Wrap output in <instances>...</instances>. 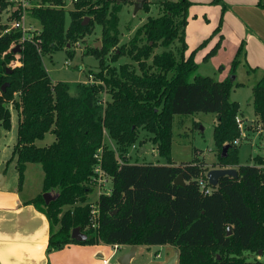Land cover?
<instances>
[{
  "label": "trees",
  "instance_id": "trees-1",
  "mask_svg": "<svg viewBox=\"0 0 264 264\" xmlns=\"http://www.w3.org/2000/svg\"><path fill=\"white\" fill-rule=\"evenodd\" d=\"M121 3L78 0L72 10L33 9L31 16L40 28L21 43L20 31L1 34L5 25H0V126L5 131L11 128L10 105L17 115V129L8 162L15 159L17 188L22 186L26 164H39L44 173L41 192L28 203L48 220V248L99 242L169 245L178 252L177 264H264L245 255L264 254V162L261 157L257 165L238 164L235 141H239L236 119L240 106L229 99L233 88L243 86L235 82L234 75L237 64L245 61V43L240 42L224 80L195 75V50L184 56L188 0L161 3L163 13L148 17L128 46H118ZM257 4L264 8L261 1ZM8 5L0 0V11ZM148 9L145 1L142 10ZM13 17L18 16L14 13ZM94 25L100 27L101 47H90L85 54L98 60L100 70L90 73L88 82L76 83L71 94L67 83L51 80L42 58L63 50L71 58L69 48L91 34ZM220 26L221 18L213 34L220 32ZM221 38L211 54L220 47ZM174 44L179 45L175 52L167 50ZM16 45L19 49L14 53ZM156 47L164 50L154 54ZM111 50L113 56H129L139 74L126 66L118 71L106 68L104 73V57ZM244 66L247 73L256 70ZM251 89L253 112L264 130V72ZM103 93L109 94V101L103 102ZM195 112L217 117L213 140L218 152L213 167L236 169V177L219 179L209 193L199 185L208 170L204 162L176 165L169 158L173 116ZM140 129L152 135L159 154L168 158L167 164L128 163L127 147ZM47 133L54 141L37 147L35 141ZM105 133L116 151L103 142ZM224 145L228 148L221 157ZM98 153L111 186L94 203L93 228L91 203L86 200L96 186ZM178 175L184 186L173 184ZM51 192L55 196L45 203L43 194ZM75 227L86 235L85 241L71 238Z\"/></svg>",
  "mask_w": 264,
  "mask_h": 264
},
{
  "label": "rangeland",
  "instance_id": "rangeland-1",
  "mask_svg": "<svg viewBox=\"0 0 264 264\" xmlns=\"http://www.w3.org/2000/svg\"><path fill=\"white\" fill-rule=\"evenodd\" d=\"M146 1L149 5L148 11L146 12L140 9L135 14L133 12L134 0L121 3V9L118 14V46H128L136 29L142 26L148 17H157L161 15L163 13L161 3L165 1L176 2L177 0ZM188 1L191 5L187 12V22L189 23V26L186 31L188 38L187 42L185 41V44H187L184 56L187 57L191 51L195 50L193 60L198 66L195 75L207 76L218 81L219 75L224 71V74L228 76L231 61L234 58L233 55H235L238 48L235 47L234 49L233 35L224 31L225 35L221 38L220 47L212 54L210 52L218 41L219 35H222L223 20L227 16V12H230L232 7H234L232 4L236 3V0H219V2H213L214 0ZM8 13L9 11L7 9L0 11V25H9L10 17H8ZM220 18V32L213 34L215 28L218 26ZM88 21L89 20L87 19L86 23H88ZM25 25L30 27L31 30L40 28L38 22L30 15H26ZM242 41L245 43L244 40ZM202 43L204 44L200 46ZM95 45L99 48L101 47L100 27L97 25L93 26L92 33L87 35L83 41H78L69 48L72 52L71 58L67 56L65 50L44 56L42 58L43 66L51 80L53 82L61 81L67 83L70 87V93L73 94L76 83L88 82L89 78L92 79L90 73H97L100 70L99 63L96 58L86 55L85 52L90 47L95 48ZM178 47V44H174L167 50L175 52V49ZM163 50L164 49L161 47H156L154 48L153 53L159 54ZM114 52V50H111L104 57V73L106 68L108 70L114 68L118 71L120 67L126 66L128 70H134L139 74L137 65L131 61L129 56L126 54L120 55L119 57L113 56L115 55ZM150 62L151 59H148L147 63ZM244 64L247 65L246 56L245 61L242 60L237 64L234 75L235 82L243 83V86L233 88L229 99L230 101H236L239 103L241 115L245 118L247 123L248 119L246 118H248L250 114H253L251 87L260 78L264 71L256 67L255 72L247 73ZM102 99L103 102L109 101V94L103 93ZM8 108L12 113L13 128L5 131L0 126V174L7 177L8 186L11 184L17 186L15 159L8 162L13 146L16 143V112L10 105ZM255 117L256 120L249 129L245 128L246 125L244 121L241 122L242 132L240 134L239 130V141L235 143V146L238 149L239 165H257L261 157L264 162V130L261 129L259 131L260 128H257L258 117ZM239 121L241 120L239 119ZM216 122L217 117L215 113L195 112L190 115H174L170 137L169 158L171 162L176 165L188 162L195 164L204 162V169L210 170L218 168L213 167L217 162L218 152L213 140V128ZM104 135L103 142L108 145L109 148L116 151L117 147L115 143L107 137L106 133ZM151 137L152 135L147 131L143 129L139 130L136 140L129 145L126 150L129 164H167L168 158L159 154L157 144L151 140ZM53 141L54 136L47 133L42 140L35 141V145L37 147H44L51 144ZM25 167L21 190L23 189V191H25L24 195L34 194V192L39 190L42 185L44 173L39 164H26ZM110 186V183L107 181L101 189H98L96 186L93 187L91 193L87 195L86 202L94 205L99 193L107 192ZM50 194L52 197L55 196L54 192H51ZM129 250L130 248H128V245H121L118 249H112V247H109L108 252L114 253L112 255L111 263H114L117 257L119 258ZM165 252L166 249L159 246L139 245L135 251L134 258L132 259L134 260L132 264H158L164 259ZM167 252L169 253V251ZM158 255L161 257L158 258ZM245 255L250 260L257 259L264 263L263 253L259 255L256 252H245Z\"/></svg>",
  "mask_w": 264,
  "mask_h": 264
},
{
  "label": "crops",
  "instance_id": "crops-1",
  "mask_svg": "<svg viewBox=\"0 0 264 264\" xmlns=\"http://www.w3.org/2000/svg\"><path fill=\"white\" fill-rule=\"evenodd\" d=\"M259 1L264 3V0H236V3L232 4L234 7L227 12L223 20L222 36L225 35L224 31L233 35L234 49L244 40L247 65L252 69L257 67L264 71V8L258 6ZM188 26L187 22L186 42ZM224 73L225 71L219 75L218 81L226 78ZM15 116L17 121V115ZM255 116L254 112L250 114L246 118L248 119L246 123L240 110L237 118L241 122L244 121L247 126H252L256 120ZM12 128L11 113L10 129ZM0 176H2L0 177V264H118V257L114 263H111L114 253H109L108 248L118 249L121 245H107L102 242L91 245L71 243L59 249L48 248L50 234L48 220L42 212L28 203L41 192L42 185L34 194L24 195L23 189H18L14 184L8 186L7 177L2 174ZM50 197L53 198L51 194ZM130 247L128 245V248ZM159 247L165 248L166 252L164 259L158 264L165 262L177 252L169 245ZM137 248L138 246L136 250ZM160 257L158 255V258ZM133 261L131 259L130 264Z\"/></svg>",
  "mask_w": 264,
  "mask_h": 264
},
{
  "label": "built area",
  "instance_id": "built-area-1",
  "mask_svg": "<svg viewBox=\"0 0 264 264\" xmlns=\"http://www.w3.org/2000/svg\"><path fill=\"white\" fill-rule=\"evenodd\" d=\"M8 1L9 5L7 6V10L9 11L8 17H10V23L9 25H5V28L1 31V34L9 33L10 31H20L21 37H20V43L24 40H29L31 38V34L39 29L35 28L34 30L30 29V27H27L25 25V17L26 15L31 16V12L33 9L41 8V7H54V8H63L66 10H72L74 7V4L78 2V0H60V4L54 2V0H6ZM16 14L18 17H13V14ZM238 129L240 130V134L242 132V123L239 121V119H236ZM238 140L235 141L237 143ZM96 160L98 163L94 167V174L96 175V187L98 189H101L106 184L107 180L104 175V172L101 169V166L99 164V153L95 155ZM263 183H264V173H263ZM199 185L201 189H203L204 193H209L210 186L207 183V179H203L199 181ZM109 189L107 190L108 193ZM101 194V193H99ZM99 196V195H98ZM97 213V210L93 204H91V222L92 227L94 228L95 223V215ZM116 246V245H115Z\"/></svg>",
  "mask_w": 264,
  "mask_h": 264
},
{
  "label": "water",
  "instance_id": "water-1",
  "mask_svg": "<svg viewBox=\"0 0 264 264\" xmlns=\"http://www.w3.org/2000/svg\"><path fill=\"white\" fill-rule=\"evenodd\" d=\"M116 3H121L123 0H115ZM146 0H134L133 6H134V14L142 9L143 4ZM87 20V19H85ZM95 47H97L95 45ZM19 49V45H16L13 48V52H17ZM8 84H4L1 87V90H4L5 87ZM228 145H224L222 147L221 150V157H224L226 155V151H227ZM225 176H229V177H236V169L234 168H213L210 169L206 172V179H207V183L211 188H215L218 184L219 179L225 177ZM2 177V176H0ZM173 184L175 185H179V186H184L185 183L182 179L181 175H178L174 181ZM43 198L45 203H48L52 198L50 197L49 193H45L43 194ZM227 231L229 233V228H227ZM71 238L78 241V242H83L86 240V235L84 233L81 232L79 227H75L71 230V234H70ZM135 251H136V246H131L130 250L121 255L118 259H117V263L118 264H130L131 259L134 258L135 255ZM262 251H259L258 254L261 255ZM178 259V252H175L171 257H169L165 262L161 263V264H175L177 262Z\"/></svg>",
  "mask_w": 264,
  "mask_h": 264
}]
</instances>
